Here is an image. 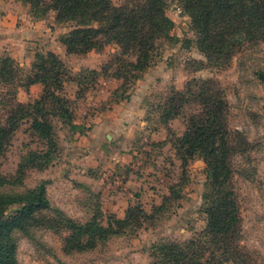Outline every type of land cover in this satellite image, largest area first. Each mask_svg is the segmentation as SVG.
Segmentation results:
<instances>
[{"label": "rangeland", "instance_id": "obj_1", "mask_svg": "<svg viewBox=\"0 0 264 264\" xmlns=\"http://www.w3.org/2000/svg\"><path fill=\"white\" fill-rule=\"evenodd\" d=\"M3 1L26 18L20 17L16 27L5 26L2 32L6 38L1 39L0 58L10 55L21 76L9 83L0 78V123L14 114L15 102L28 103L41 96L43 86L27 88L26 76L37 53L53 51L65 64L68 78L61 94L71 100L79 125L74 129L52 116L58 148L50 165L28 169L22 181L4 188L25 191L50 180L47 195L53 209L43 214L44 224L15 235L19 263L156 264V246L161 242L182 243L201 233L207 224L206 163L196 157L185 167L175 147L199 103L187 104L171 120L163 104L176 90L198 92L204 80H212L227 103L226 124L235 150L232 183L242 218L238 261L217 264H264V84L257 77V71L264 70V41L245 45L227 63L210 62L197 46L191 17L176 0H168L167 14L175 24L171 36L157 42L151 66L126 89L129 97L121 98L123 90H116L123 80L112 77L120 45L68 53L60 37L74 29L73 23L57 22L55 11L39 16L23 0ZM113 1L121 5L126 0ZM36 22L37 36L28 30ZM91 71L99 75L94 77ZM26 121L21 119L0 159V173L8 178L17 175L29 151L47 149L46 141L34 135ZM173 186L178 196L171 192ZM163 203L164 208L158 209ZM137 205L150 215L148 219L84 252L68 253L69 231L53 229L49 221L60 222L63 213L86 223L103 211L99 220L106 226L110 214L124 217L128 208Z\"/></svg>", "mask_w": 264, "mask_h": 264}, {"label": "trees", "instance_id": "obj_2", "mask_svg": "<svg viewBox=\"0 0 264 264\" xmlns=\"http://www.w3.org/2000/svg\"><path fill=\"white\" fill-rule=\"evenodd\" d=\"M176 1L191 17L197 46L210 62L227 63L245 45L264 41V0ZM23 2L30 3L39 16L55 11L57 22L73 23L74 29L60 37L68 53L85 54L111 43L120 45L122 52L113 61L116 65L112 77L123 80L116 90H123L121 98L129 97L125 95L126 89L149 69L156 56L157 42L169 38L175 25L167 14L168 0H126L121 5L113 0ZM112 64L109 63V67ZM103 70L108 75V68ZM91 72L94 77L99 75L97 71ZM20 76L21 68L10 55L0 58V78L4 82H12ZM257 77L264 84V70L257 71ZM66 78L65 64L55 52L37 53L32 70L26 76V87L41 84V96L28 103L15 102L14 114L7 122L0 123V159L23 118L30 124L31 132L47 143L46 150L29 151L23 157L15 177L0 173V264H20L16 233L43 225V214L53 209L47 195L50 180H42L25 191H5L4 188L22 181L26 170L50 165L58 148L52 116L71 128H79L71 100L61 94ZM190 103H199V110L188 117L186 130L176 138L175 147L185 167L196 157L206 163L203 212L207 224L201 233L182 243L157 245L156 264H217L233 258L237 262L240 251L236 243L241 237L242 218L232 183L231 158L235 150L226 124L227 103L213 87V81L204 80L198 92L188 88L186 92L176 90L168 97L163 104L167 120L178 117ZM174 187L171 192L178 196ZM160 208H164V203ZM60 215V222L55 218L49 221L53 229L69 231L65 239L68 253L93 250L100 242L142 224L143 218L150 216L138 205L128 208L124 217L110 214L106 226L99 220L104 216L103 211L86 223L76 222L63 213Z\"/></svg>", "mask_w": 264, "mask_h": 264}, {"label": "crops", "instance_id": "obj_3", "mask_svg": "<svg viewBox=\"0 0 264 264\" xmlns=\"http://www.w3.org/2000/svg\"><path fill=\"white\" fill-rule=\"evenodd\" d=\"M21 11H15L13 9V5L11 3H5L3 0H0V44H2L1 39L6 38V35H4L3 28L6 26L7 28H14L18 24V20L20 17ZM23 18H26L23 17ZM30 31V34L33 33L36 36L38 35V27H37V22L36 23H31V28L28 29ZM8 40V39H6ZM2 49V47H0ZM23 54H26V51H24ZM22 54V56H24Z\"/></svg>", "mask_w": 264, "mask_h": 264}]
</instances>
